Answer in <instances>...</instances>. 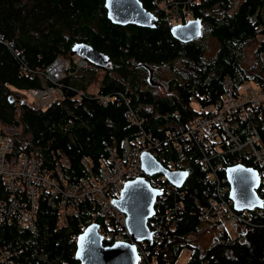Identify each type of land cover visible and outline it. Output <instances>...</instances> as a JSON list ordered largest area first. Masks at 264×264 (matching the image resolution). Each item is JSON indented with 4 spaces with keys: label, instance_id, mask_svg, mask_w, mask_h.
<instances>
[{
    "label": "trees",
    "instance_id": "obj_1",
    "mask_svg": "<svg viewBox=\"0 0 264 264\" xmlns=\"http://www.w3.org/2000/svg\"><path fill=\"white\" fill-rule=\"evenodd\" d=\"M140 1L150 10L151 0ZM103 3L104 0H0V125L14 139L13 153L36 151L46 168L64 159L65 179L74 184L98 172L108 156L107 146L120 153L122 141L133 139L138 127L124 115L130 107L141 120V127L162 139L159 159L164 166L168 167L166 162L171 159L176 169L188 172L182 187L164 195V207H170L183 194L182 209L174 227L163 232L156 259L173 264L181 249L187 248L190 257L186 264H264L262 184L257 193L263 206L249 210L253 227L237 229L230 235L225 224L208 222L217 234L203 248L190 236L204 224L199 214L213 184L196 162L198 148L193 142L190 149L179 154L173 141L165 139L166 133L175 136L183 132L191 118L206 113L207 106L212 113L217 112L222 96L234 94L243 81L264 87V38L255 43L252 64L246 67L242 63L247 42L259 37L257 25L264 24V0L195 1L191 6L193 18L201 20L202 32L188 42L174 38L160 16L154 20L155 27L114 24L107 18ZM207 36L216 40L211 57L205 54ZM77 42L87 43L106 55L110 66L90 62V68L67 75L61 80L63 98L44 108L13 97V92L41 87L43 78L31 71L45 67L57 56L71 57V47ZM165 63L172 74L166 87L157 93L158 81L156 85L152 81L147 84L149 74H145L150 71L148 67L154 69ZM90 85H95V95L87 94ZM79 89L86 95L79 96ZM97 94L113 99L102 105ZM193 100L198 108L192 106ZM230 123L240 140L256 130L264 147V103L249 107L242 116L235 112ZM236 157L246 166L257 165L240 152L220 158L229 162ZM218 175L226 178L223 170ZM0 197H4L1 187ZM38 202L35 229L28 231L15 220L2 221L0 244L10 250L18 264H78L74 239L92 223L87 215L91 205L79 202V215L68 216L67 223L60 225L58 210L48 204L46 195ZM95 220L104 223V218Z\"/></svg>",
    "mask_w": 264,
    "mask_h": 264
},
{
    "label": "built area",
    "instance_id": "obj_2",
    "mask_svg": "<svg viewBox=\"0 0 264 264\" xmlns=\"http://www.w3.org/2000/svg\"><path fill=\"white\" fill-rule=\"evenodd\" d=\"M195 1L198 0H151L149 11L155 16H160L166 25L172 26L193 19L191 6ZM171 11L172 15L169 14ZM257 31L259 35L263 32L264 37V24H258ZM73 55L76 62L57 56L45 67L31 71L44 80L41 87L27 89L31 104L44 108L53 100L63 98L61 80L82 68L80 65H85L82 69L90 66L86 58ZM262 59L264 60V57ZM75 63L78 65L75 66ZM229 83L228 81L226 84ZM247 83L249 81L239 84L234 94H224L217 112L212 113V108L207 106L206 113L191 118L180 134L171 136L166 133L165 139L173 141V148L179 154L190 149L191 142L198 148L196 162L206 172L208 181L213 184V189L199 214V219L204 223L221 222L242 229L251 228L254 224L249 210L234 209L231 200L226 196L229 190L226 178L218 175L219 171L225 170L227 164L243 163L237 157L229 162L220 157L226 153L240 152L245 159L255 161L260 184L264 187V147L260 145L258 132L253 130L244 140H240L238 134L232 131L230 123L235 112L238 111L242 116L249 107L264 103V87L258 89L257 84L253 85V88L249 87L251 93L248 99L245 98L243 85ZM77 94L85 96L86 92L79 89ZM87 94L95 95L92 92ZM96 96L102 105L113 99L102 94ZM124 115L138 127L133 139L122 141L120 153L115 147L107 146L108 156L99 166L98 172L90 177H81L74 184L65 179L62 169L65 167L64 159L60 158L51 168H46L36 151L14 154V139L0 125V187L4 195L0 197V223L15 220L18 226L33 231L38 201L43 195H46L49 205L57 208L60 225L67 223L68 216L79 215L76 207L79 202H87L91 205L87 210L91 222H97L95 218H104V223H99L98 227L104 244L130 240L136 248V264H167L156 259V256L160 248L159 243L163 240V232L173 228L176 223L177 213L182 209L180 198L183 194L179 195L172 206L164 207V195L174 192L176 188L160 172L146 174L140 159L142 152H149L163 164L159 159L163 141L141 127V120L136 116L134 109L129 107ZM243 133L246 131L243 130ZM82 161L86 163L84 159ZM166 163L168 169H176L175 161L170 159ZM138 176L147 177L151 186L161 191L154 202V213L147 221L151 232L150 240H132L126 226V214L113 203V200L120 196L124 182ZM74 240L76 241L77 237ZM0 264H18L13 261L10 250L1 244Z\"/></svg>",
    "mask_w": 264,
    "mask_h": 264
},
{
    "label": "water",
    "instance_id": "obj_3",
    "mask_svg": "<svg viewBox=\"0 0 264 264\" xmlns=\"http://www.w3.org/2000/svg\"><path fill=\"white\" fill-rule=\"evenodd\" d=\"M103 4L107 18L114 24L155 27V15L146 10L140 0H104ZM170 32L177 40L188 42L201 35L202 22L194 18L170 26ZM71 52L91 63H101L104 61L102 59H106L103 53L84 42L73 44ZM140 159L146 174L160 172L176 188L184 184L188 175L186 170H170L149 152H142ZM224 171L229 186L227 195L235 210L262 208L263 200L257 193L260 176L256 168L238 163L226 166ZM160 192L151 186L147 177L138 176L126 180L120 196L113 200L114 205L126 214V226L132 240L151 239L147 221L154 213V202ZM98 227V222H92L78 234L74 252L78 264H136L137 252L130 240L106 245Z\"/></svg>",
    "mask_w": 264,
    "mask_h": 264
},
{
    "label": "rangeland",
    "instance_id": "obj_4",
    "mask_svg": "<svg viewBox=\"0 0 264 264\" xmlns=\"http://www.w3.org/2000/svg\"><path fill=\"white\" fill-rule=\"evenodd\" d=\"M172 11L169 13L170 15H172ZM156 18V16H155ZM163 22V21H162ZM263 37V32H261V34L259 35L258 38L251 40L249 42H247L244 50H243V56H242V63L244 66L249 67L252 62L255 59V56L253 54V48L255 46V43L258 40H262ZM205 41L208 44V48L205 51V54L209 57L213 56V54H215L216 51V40L213 37L207 36L205 37ZM74 55H71V57H64L65 59H69L71 62L74 61L76 62V60H74ZM174 64L179 65L177 61H174ZM78 65L75 63V66ZM82 68L85 67V65H80ZM79 68L77 70V72L83 71L85 69ZM87 68V67H86ZM90 68V67H89ZM154 72L151 71V75L153 79H158V85L155 86V91L158 93V91H162L167 83V79H169V77L171 76L172 72L171 69L168 68L167 64H159V65H155L154 67ZM76 72V73H77ZM100 73V70H99ZM149 72L146 71V76H148ZM251 85H250V84ZM245 85H243L245 87V89L243 90L245 92V98H249V94L251 93L249 87L253 88V84L252 82H249ZM261 86L258 87V89H260ZM243 88V87H242ZM256 88V87H254ZM88 92H95V85H90V87L88 89H86ZM240 90V89H239ZM27 95V97H26ZM13 97L17 98H23V99H27L28 102L32 101L30 100V94L26 91H17V92H13ZM250 103V102H249ZM34 104V103H33ZM35 105V104H34ZM192 106L194 108H198V104L195 100H193L192 102ZM246 112V111H245ZM60 224V223H59ZM228 229H229V233L230 235H234L236 233V230L239 228H233L230 227L229 225H225ZM217 234V229H215L214 227H212L211 225L204 223L203 226H201L200 230L195 234V235H191L190 236V240L193 241V243H197L200 246H202L203 248L209 244H211L214 236H216ZM190 257V251L186 250L185 248L181 249V251L179 252V255H177L175 261L173 262V264H186V262L188 261Z\"/></svg>",
    "mask_w": 264,
    "mask_h": 264
},
{
    "label": "flooded vegetation",
    "instance_id": "obj_5",
    "mask_svg": "<svg viewBox=\"0 0 264 264\" xmlns=\"http://www.w3.org/2000/svg\"><path fill=\"white\" fill-rule=\"evenodd\" d=\"M104 55V54H103ZM102 55V56H103ZM105 57H106V59H102V60H104L103 62H101L102 60H100V62H101V64L102 65H104V66H107V67H109L110 66V59L105 55ZM149 69H150V71H152V72H154L155 70L153 69V67H148ZM153 69V70H152ZM148 71V70H147ZM150 71H148L149 72V76H148V79L146 78V80H147V84H150L151 83V81H152V83L154 84V85H156L157 84V80H155V79H152V76H151V74H150ZM228 166V165H227ZM171 170V169H170ZM239 229H242V228H239Z\"/></svg>",
    "mask_w": 264,
    "mask_h": 264
},
{
    "label": "clouds",
    "instance_id": "obj_6",
    "mask_svg": "<svg viewBox=\"0 0 264 264\" xmlns=\"http://www.w3.org/2000/svg\"><path fill=\"white\" fill-rule=\"evenodd\" d=\"M194 19V18H193ZM180 24V23H179ZM176 25V24H175ZM90 63V62H89ZM27 96V95H26ZM30 103V102H29ZM106 245H108V244H106Z\"/></svg>",
    "mask_w": 264,
    "mask_h": 264
}]
</instances>
